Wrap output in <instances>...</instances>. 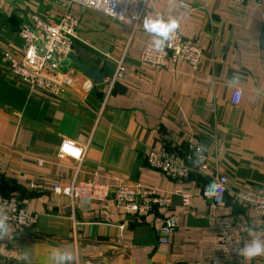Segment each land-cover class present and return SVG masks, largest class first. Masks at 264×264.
<instances>
[{"label":"crops","instance_id":"crops-1","mask_svg":"<svg viewBox=\"0 0 264 264\" xmlns=\"http://www.w3.org/2000/svg\"><path fill=\"white\" fill-rule=\"evenodd\" d=\"M255 1L148 0L131 27L66 0H0V43L19 48L18 31L35 13L54 22L71 13L78 20L72 53L102 77H87L67 59L72 84L57 97L41 94L8 72L0 49V193L36 214L29 228L0 221V243L20 252L5 264H53L56 249L74 254L70 264H264V255H212L220 226L243 246L264 241V218L234 196L264 185V0ZM157 15L176 19L181 36L197 43L196 71L183 61L161 69L139 62L153 41L143 21ZM63 139L82 147L80 161L57 157ZM190 142L206 154L210 175L228 178L219 205L201 194L209 174L174 181L146 164L147 149L181 154ZM84 179L140 182L169 196L168 211L137 218L111 200L71 204L52 190ZM165 215L176 228L162 244Z\"/></svg>","mask_w":264,"mask_h":264},{"label":"built area","instance_id":"built-area-1","mask_svg":"<svg viewBox=\"0 0 264 264\" xmlns=\"http://www.w3.org/2000/svg\"><path fill=\"white\" fill-rule=\"evenodd\" d=\"M85 8L111 17L115 21L136 26L141 20L148 0H66ZM234 5H243L246 0H227ZM255 4L260 7V0ZM165 19L172 18L161 15ZM264 17V15H263ZM78 20L71 13L64 14L59 21L48 20L39 14H33L29 24L22 26L18 35L22 44L16 50L0 43L1 59L8 72L27 85L31 91L49 96H59L72 84L74 75L69 68H62L67 60L66 55L72 52ZM151 43L146 44L139 53V62L152 68L161 69L170 62L183 61L192 70L198 69L201 50L197 43L185 39L179 31L165 47L163 53L150 51ZM123 66H118L115 76H122ZM240 89L235 88L231 102L237 104ZM57 157H69L80 161L83 149L71 139H63L57 148ZM145 161L149 168L155 169L174 181L185 179L190 172L209 174L210 165L206 154L197 144L190 142L187 149L178 154L165 147L149 148L145 153ZM210 175V174H209ZM228 178L223 174H211L201 189L204 198L213 206L222 203ZM33 182H30L32 187ZM52 190L66 195L71 204L89 205L94 202H111L123 209L127 214L141 218L154 209L167 213L170 199L167 195L158 194L154 189L140 182H124L116 179L113 184L99 183L93 179L72 181L65 186L55 185ZM235 198L253 209L264 218V185L235 192ZM187 197L183 195L185 203ZM73 209V205H71ZM36 214L25 206H21L14 197H5L0 193V221L21 228H29L35 222ZM176 228V221L165 215L160 228V242L167 244ZM243 238L232 234L226 226H220L212 242V255L217 257H237L241 253ZM20 259L18 249L0 243V264ZM87 264H100V260L88 261Z\"/></svg>","mask_w":264,"mask_h":264},{"label":"clouds","instance_id":"clouds-1","mask_svg":"<svg viewBox=\"0 0 264 264\" xmlns=\"http://www.w3.org/2000/svg\"><path fill=\"white\" fill-rule=\"evenodd\" d=\"M143 28L153 36L150 51L163 53L165 47L175 37L179 24L174 18L165 19L163 16L157 15L154 18H145ZM239 252L249 259L262 256L264 255V241L254 238L239 249ZM51 258L53 264H70L75 259V256L72 252L56 249L52 252Z\"/></svg>","mask_w":264,"mask_h":264},{"label":"water","instance_id":"water-1","mask_svg":"<svg viewBox=\"0 0 264 264\" xmlns=\"http://www.w3.org/2000/svg\"><path fill=\"white\" fill-rule=\"evenodd\" d=\"M67 59H74L78 65H79V68L80 70L89 78H95L97 79L98 81H101V74L100 72L97 70V69H91V68H88V67H85L79 60L78 58L72 53V52H69L67 55H66Z\"/></svg>","mask_w":264,"mask_h":264}]
</instances>
